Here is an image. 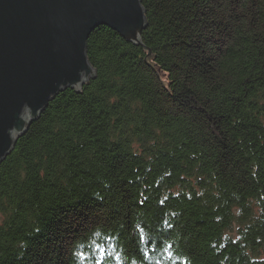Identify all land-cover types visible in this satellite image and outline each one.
Returning a JSON list of instances; mask_svg holds the SVG:
<instances>
[{
  "label": "trees",
  "instance_id": "obj_1",
  "mask_svg": "<svg viewBox=\"0 0 264 264\" xmlns=\"http://www.w3.org/2000/svg\"><path fill=\"white\" fill-rule=\"evenodd\" d=\"M141 1L142 43L99 25L95 75L0 163V264H264V0Z\"/></svg>",
  "mask_w": 264,
  "mask_h": 264
},
{
  "label": "water",
  "instance_id": "obj_2",
  "mask_svg": "<svg viewBox=\"0 0 264 264\" xmlns=\"http://www.w3.org/2000/svg\"><path fill=\"white\" fill-rule=\"evenodd\" d=\"M144 13L141 0H0V162L56 94L95 75L92 31L106 24L142 43Z\"/></svg>",
  "mask_w": 264,
  "mask_h": 264
},
{
  "label": "rangeland",
  "instance_id": "obj_3",
  "mask_svg": "<svg viewBox=\"0 0 264 264\" xmlns=\"http://www.w3.org/2000/svg\"><path fill=\"white\" fill-rule=\"evenodd\" d=\"M142 2V1H141ZM146 13V12H145ZM146 26H147V24H146ZM98 27H96L95 28V30L97 29ZM113 29H115L117 32H119L116 28H113ZM145 29L146 28H144V30L142 31V33H141V39H142V35H143V33H144V31H145ZM94 30V31H95ZM94 31H92V32H94ZM119 34L120 35H122L126 40H128V41H130V42H134V41H131V40H129V39H127L126 38V36L124 35V34H122V33H120L119 32ZM91 35V34H90ZM89 35V36H90ZM89 38V37H88ZM88 40V39H87ZM87 43H88V41H87ZM136 43V42H135ZM137 44H141V42L140 43H137ZM91 78V77H90ZM89 78V79H90ZM88 81V80H87ZM86 81V82H87ZM85 82V83H86ZM84 83V84H85ZM71 88V87H70ZM76 90V89H75ZM65 90H63V91H61V92H64ZM78 91V90H77ZM61 92H59L58 94H60ZM58 94H56L55 95V97L58 95ZM55 97L54 98H52L51 100H50V102L53 100V99H55ZM49 106V105H48ZM47 106V107H48ZM28 114V113H27ZM38 120V119H37ZM37 120H35L34 122H36ZM33 127V125L31 126V128ZM12 152V151H11ZM11 154V153H10ZM9 154V155H10ZM8 156V155H7ZM7 158V157H6ZM6 158H4V159H6ZM4 159L1 161V162H3L4 161ZM0 162V163H1ZM188 187V188H187ZM186 188L184 187V186H181V184H175V186L173 187L174 189H176V190H179V191H183L184 189H185V194H186V197H187V199H193L194 197H201L202 198V202L206 205V206H208V207H210V205L212 204V203H214L215 201H216V199L218 200L220 197H219V194L217 193V191H215V189H212L211 191H209L208 190V188L207 187H205V186H201L200 184L198 185V184H196V183H193V184H191L190 186H187ZM107 188V190H110L108 187H106ZM61 210V211H60ZM60 211V212H59ZM259 211H261V209H259ZM240 212H241V210H238V209H236V214L235 215H238V213H239V216H240ZM64 213H70L69 212V209H67V210H65L64 211V207L63 206H61V207H57V208H55V212L53 213V219H54V225H53V229H52V231H53V233L55 234H60V232H61V230H63L64 229V225L66 224V222H67V224H68V221H69V219H70V217L68 216V215H65ZM179 213L181 214V212L179 211ZM0 216H1V213H0ZM66 221V222H65ZM60 223V224H59ZM58 224H59V226H58ZM225 229V230H224ZM223 230H224V234H223V236L226 234V237L227 238H230L233 242H235V241H240V240H242V238H243V234L242 233H240V231H238V227H237V223L233 220L232 221V223H230V224H228L225 228H224ZM167 233V232H166ZM165 233V234H166ZM166 235H168V234H166ZM107 238H110V237H107ZM106 238V239H107ZM162 238H164V234H160V236H158V242H160V240L162 239ZM43 239V238H42ZM49 239H51V238H49ZM157 239H155L156 241H157ZM47 242V241H46ZM241 242V241H240ZM58 243H61V242H58ZM102 243H103V240H101V242L100 243H98V244H96V246L94 247V248H92V246H89L88 248L89 249H91V253H96L97 252V250H99V249H101V247H102ZM167 245V242L165 243V245L164 246H162L161 244H160V246L162 247V249L158 252L159 253V255L161 256V257H164L165 256V253H167V250H166V246ZM98 246V247H97ZM80 252V250L78 251V253ZM120 253H122V251H121V249H120V251L119 252H115V247H112L111 249H110V253L107 255V253H106V260H109V261H112L111 259L112 258H117V262H118V260H119V255H120ZM173 254L175 255V258H177V256H179L175 251H173ZM108 257V258H107ZM165 258V257H164ZM125 264H135L132 260L131 261H129L128 263H125ZM155 264H160V263H155Z\"/></svg>",
  "mask_w": 264,
  "mask_h": 264
},
{
  "label": "bare ground",
  "instance_id": "obj_4",
  "mask_svg": "<svg viewBox=\"0 0 264 264\" xmlns=\"http://www.w3.org/2000/svg\"><path fill=\"white\" fill-rule=\"evenodd\" d=\"M144 14H145V13H144ZM146 24H147V23H146ZM100 25H106V24H100ZM98 26H99V25H98ZM106 26H108V25H106ZM109 26H110V25H109ZM109 26H108V27H109ZM110 27H111V26H110Z\"/></svg>",
  "mask_w": 264,
  "mask_h": 264
},
{
  "label": "snow or ice",
  "instance_id": "obj_5",
  "mask_svg": "<svg viewBox=\"0 0 264 264\" xmlns=\"http://www.w3.org/2000/svg\"><path fill=\"white\" fill-rule=\"evenodd\" d=\"M98 247V246H97ZM83 255V254H82Z\"/></svg>",
  "mask_w": 264,
  "mask_h": 264
}]
</instances>
